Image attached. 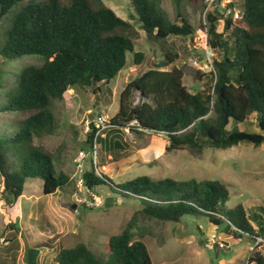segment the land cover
<instances>
[{
	"label": "trees",
	"instance_id": "16d2710c",
	"mask_svg": "<svg viewBox=\"0 0 264 264\" xmlns=\"http://www.w3.org/2000/svg\"><path fill=\"white\" fill-rule=\"evenodd\" d=\"M131 1L149 40L157 43L177 35L193 41L196 27L181 12L184 0H172L180 22L171 20L163 0ZM17 4L21 7L11 12ZM238 5L236 0L230 4ZM240 5L243 17L238 20L225 16L219 6L207 12L210 44L222 51L221 57L213 60L210 86L192 92L184 83V66L166 68L179 54L166 51L160 64L126 84L120 110L110 118L108 133L113 136V131L129 127L136 133L162 134L169 150L202 151L207 146L227 149L244 141L253 146L264 144V0H241ZM0 21V56L4 60L25 55L42 57L40 64L29 63L22 68L16 85L6 91L0 106L1 111L32 112L12 135H0L3 191L8 199L17 201L28 178L42 180L45 194L63 189L71 181L66 171L58 169L54 155L34 144L36 136L54 130V101L62 99L73 85L97 84L94 90H101V83L108 84L127 65L129 53L134 54L136 64L144 61L145 53L135 50L131 36L118 31L130 23L101 0H0ZM3 83L0 69V90ZM253 115L258 130L250 131ZM95 133L91 122L86 138L89 147L94 144ZM107 136H98L97 140L110 139L109 148L118 145ZM82 176L89 192L107 187L121 197L137 199L142 205L139 212L150 217L179 221L184 216H206L235 238L247 237L253 243L256 237L264 238L263 217L254 215L256 226L242 203L227 207L231 191L220 178L155 179L146 174L115 182L97 171L93 159ZM136 224L133 217L122 231L110 236L105 255L79 241L60 249L55 261L156 264L147 243L135 238ZM248 262L264 264L263 252L257 250Z\"/></svg>",
	"mask_w": 264,
	"mask_h": 264
},
{
	"label": "rangeland",
	"instance_id": "374dc122",
	"mask_svg": "<svg viewBox=\"0 0 264 264\" xmlns=\"http://www.w3.org/2000/svg\"><path fill=\"white\" fill-rule=\"evenodd\" d=\"M101 1L130 23L118 31L133 38L135 50L144 52L145 59L136 64L134 54L129 53L127 65L108 84L101 83V90H94L97 84L95 87L73 85L62 99L54 101V130L36 136L34 144L54 155L58 169L66 171L71 181L65 188L45 194L42 180L28 178L24 193L16 201L5 196L0 179V264H58L55 261L57 252L79 241L105 255L109 251L110 236L122 231L133 217L137 218L135 238L147 243L156 264H226L228 260L248 264L249 257L257 250L264 254V246H254L247 237L239 239L229 235L206 216H184L179 221L156 219L139 212L142 206L139 200L121 197L107 187L96 191L103 199L101 206L82 204L90 195L78 182L81 170L88 169L92 159L91 147L86 143L87 127L100 114L112 118L118 113L121 92L130 80L160 64L166 51H171L177 52L179 58L166 68L184 66V83L192 92L202 90L212 82L213 65L206 62L201 48L193 46L194 39L170 35L165 41H151L141 28L131 0ZM236 1L240 8L241 0ZM162 6L171 20L180 22L172 0H163ZM19 7L21 4L11 12ZM206 8V0H184L181 12L197 30ZM222 25L223 21L220 22ZM221 54L222 51L216 49L213 60ZM196 57H199L198 63L194 62ZM41 61L42 57L38 55L7 61L0 56L4 78L0 106L5 102L6 91L16 85L22 68ZM31 113L0 110V135H12ZM255 119L253 115L248 125L250 131L258 130ZM108 132L105 130L104 136H111L118 145L109 148L110 139L100 138L99 143L104 148L98 166L100 172L115 182L146 174L155 179L166 176L198 180L220 178L231 191L227 207L242 203L256 226L255 214L264 220V144L253 146L244 141L227 149L207 146L202 151L169 150V142L162 134L121 130L113 131L112 136ZM82 152L85 153L83 157ZM11 161L12 157L9 167Z\"/></svg>",
	"mask_w": 264,
	"mask_h": 264
},
{
	"label": "built area",
	"instance_id": "2783aa9c",
	"mask_svg": "<svg viewBox=\"0 0 264 264\" xmlns=\"http://www.w3.org/2000/svg\"><path fill=\"white\" fill-rule=\"evenodd\" d=\"M234 0H206L207 2V8L205 10L201 26L196 30L193 46L197 48H201L202 54H204V58L207 63H211L213 65V58L216 54V49H214L210 44V33H209V24L207 20V12L208 10H214L215 7L219 6L221 11L224 13L225 16L231 15L234 20L241 19L243 17V12L238 6H230V4ZM224 9V10H223ZM200 41V42H199ZM198 58L196 57L194 59L195 63H198ZM139 99L136 98L135 102H138ZM94 127L96 128L95 133V140L94 144L91 147V156L93 159V163L97 169L98 172H100L99 166H98V158L101 152V145L99 141L97 140L98 136H104V131L107 130L110 127V118L107 116L100 114L95 118ZM88 130H90V124L87 127ZM126 131H129V127L125 128ZM85 155L84 152H82V157ZM83 169L80 172L78 182L81 186H84V178L82 176ZM85 203L88 205H95V206H101L104 202L102 198H99V195L96 192H90L89 197L85 200ZM254 246L262 247L264 246V238L263 237H256V240L254 242ZM253 246V247H254ZM252 247V249H253Z\"/></svg>",
	"mask_w": 264,
	"mask_h": 264
},
{
	"label": "crops",
	"instance_id": "0c3cea01",
	"mask_svg": "<svg viewBox=\"0 0 264 264\" xmlns=\"http://www.w3.org/2000/svg\"><path fill=\"white\" fill-rule=\"evenodd\" d=\"M226 264H237V262L236 261H231V260H228L227 262H226ZM242 264V263H241ZM248 264H255L254 262H251V263H249L248 262Z\"/></svg>",
	"mask_w": 264,
	"mask_h": 264
}]
</instances>
